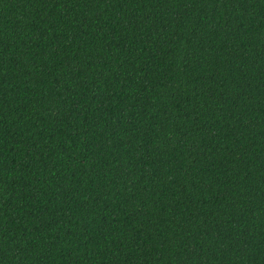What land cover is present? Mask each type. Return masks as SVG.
Returning a JSON list of instances; mask_svg holds the SVG:
<instances>
[{"label":"trees","instance_id":"trees-1","mask_svg":"<svg viewBox=\"0 0 264 264\" xmlns=\"http://www.w3.org/2000/svg\"><path fill=\"white\" fill-rule=\"evenodd\" d=\"M0 264H264V0H0Z\"/></svg>","mask_w":264,"mask_h":264}]
</instances>
